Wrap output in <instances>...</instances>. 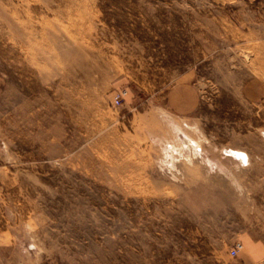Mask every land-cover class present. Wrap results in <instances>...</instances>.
Instances as JSON below:
<instances>
[{
	"label": "rangeland",
	"instance_id": "374dc122",
	"mask_svg": "<svg viewBox=\"0 0 264 264\" xmlns=\"http://www.w3.org/2000/svg\"><path fill=\"white\" fill-rule=\"evenodd\" d=\"M189 73L200 107L174 117ZM247 237L264 0H0V264H246Z\"/></svg>",
	"mask_w": 264,
	"mask_h": 264
},
{
	"label": "crops",
	"instance_id": "0c3cea01",
	"mask_svg": "<svg viewBox=\"0 0 264 264\" xmlns=\"http://www.w3.org/2000/svg\"><path fill=\"white\" fill-rule=\"evenodd\" d=\"M187 76L188 77L182 78L174 83L167 93L166 107L168 112L172 113L174 117H192L200 107V91L196 84L190 80L191 78L188 79L189 76H191V73H189ZM243 93L244 96L249 99L255 100L261 98V95L256 97V92H254L250 84L245 85ZM243 244L245 245V249L241 253V258H243L244 263L252 264V262L264 259L263 241L254 237H247L243 240Z\"/></svg>",
	"mask_w": 264,
	"mask_h": 264
},
{
	"label": "built area",
	"instance_id": "2783aa9c",
	"mask_svg": "<svg viewBox=\"0 0 264 264\" xmlns=\"http://www.w3.org/2000/svg\"><path fill=\"white\" fill-rule=\"evenodd\" d=\"M126 95V90H118L114 93L112 97V102L114 106H119L122 103V100L124 96ZM243 248V244L240 241L234 242V244L230 247L229 249V255L230 257H235L237 256L238 252Z\"/></svg>",
	"mask_w": 264,
	"mask_h": 264
}]
</instances>
